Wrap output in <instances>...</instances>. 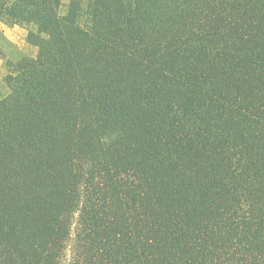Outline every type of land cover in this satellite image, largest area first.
Returning a JSON list of instances; mask_svg holds the SVG:
<instances>
[{"label":"trees","instance_id":"trees-1","mask_svg":"<svg viewBox=\"0 0 264 264\" xmlns=\"http://www.w3.org/2000/svg\"><path fill=\"white\" fill-rule=\"evenodd\" d=\"M0 264H264V0H0Z\"/></svg>","mask_w":264,"mask_h":264},{"label":"crops","instance_id":"crops-1","mask_svg":"<svg viewBox=\"0 0 264 264\" xmlns=\"http://www.w3.org/2000/svg\"><path fill=\"white\" fill-rule=\"evenodd\" d=\"M26 30L19 26H8L0 22V45L2 41H7L17 46L25 43ZM4 75L2 61L0 59V79Z\"/></svg>","mask_w":264,"mask_h":264},{"label":"rangeland","instance_id":"rangeland-1","mask_svg":"<svg viewBox=\"0 0 264 264\" xmlns=\"http://www.w3.org/2000/svg\"><path fill=\"white\" fill-rule=\"evenodd\" d=\"M23 52H26V53H35V50L34 49H32V48H30L27 44H26V42L24 43V44H21V45H19L18 46ZM4 76V75H3ZM0 81H1V79H0ZM1 83V82H0Z\"/></svg>","mask_w":264,"mask_h":264}]
</instances>
